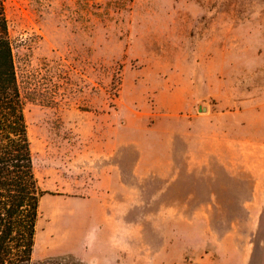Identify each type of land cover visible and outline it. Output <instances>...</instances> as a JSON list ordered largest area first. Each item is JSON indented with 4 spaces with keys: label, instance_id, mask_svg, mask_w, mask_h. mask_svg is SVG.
<instances>
[{
    "label": "rangeland",
    "instance_id": "obj_1",
    "mask_svg": "<svg viewBox=\"0 0 264 264\" xmlns=\"http://www.w3.org/2000/svg\"><path fill=\"white\" fill-rule=\"evenodd\" d=\"M5 15L46 192L35 262L264 264V0H5ZM89 154L115 172L98 228L78 199L100 177Z\"/></svg>",
    "mask_w": 264,
    "mask_h": 264
},
{
    "label": "trees",
    "instance_id": "obj_2",
    "mask_svg": "<svg viewBox=\"0 0 264 264\" xmlns=\"http://www.w3.org/2000/svg\"><path fill=\"white\" fill-rule=\"evenodd\" d=\"M12 42L0 0V264H81L72 255L33 260L39 203Z\"/></svg>",
    "mask_w": 264,
    "mask_h": 264
},
{
    "label": "crops",
    "instance_id": "obj_3",
    "mask_svg": "<svg viewBox=\"0 0 264 264\" xmlns=\"http://www.w3.org/2000/svg\"><path fill=\"white\" fill-rule=\"evenodd\" d=\"M190 123V129L192 128V123H193V119H191L189 121ZM192 130V129H191ZM112 154H89V159L93 162V168H91V172L93 174H98L100 177L99 179H96L94 181L93 186L95 187L92 190V195H90V197H86V198H78L80 201L83 202H87V203H93L96 206V212L94 214V222H95V226L98 228L99 225L104 224L105 222H107L108 216L105 214V210H104V204H103V198H102V191L104 190V183L105 181H111L112 176L115 174V172H113L112 168L110 166L107 165H103V166H99L97 165L96 162H102V160H106L109 159L111 157ZM142 154H138L136 162H135V166L133 167V172L135 174H139V172L141 171V160H142ZM103 189V190H102ZM100 231V230H99ZM94 232V235L92 237L89 236H85V240L84 243L87 244V242L89 241H95L98 237H97V233H102V232ZM111 251V250H110ZM92 255V256H101L103 255V253H98L96 248H92L91 250L89 249H84L83 251H74L73 255L79 259V261L85 264H91V260H95V258H88L87 255ZM111 254V259H107V261H110L111 264H123L126 263L128 261L126 256H123L122 254H119L118 252H116V250H114L112 253H108ZM120 257V261L118 260V258Z\"/></svg>",
    "mask_w": 264,
    "mask_h": 264
}]
</instances>
